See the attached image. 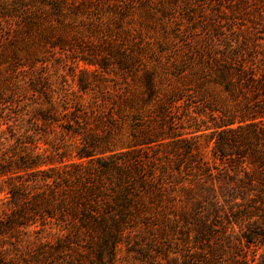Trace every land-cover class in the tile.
<instances>
[{
  "label": "trees",
  "instance_id": "trees-1",
  "mask_svg": "<svg viewBox=\"0 0 264 264\" xmlns=\"http://www.w3.org/2000/svg\"><path fill=\"white\" fill-rule=\"evenodd\" d=\"M122 254L264 264V0H0V264Z\"/></svg>",
  "mask_w": 264,
  "mask_h": 264
},
{
  "label": "rangeland",
  "instance_id": "rangeland-1",
  "mask_svg": "<svg viewBox=\"0 0 264 264\" xmlns=\"http://www.w3.org/2000/svg\"><path fill=\"white\" fill-rule=\"evenodd\" d=\"M202 143L204 144L203 146L205 148V151L208 152L210 149L211 143L206 142V141L205 142L202 141ZM119 264H139V263H137L136 261L130 260L129 258H126L125 254H122Z\"/></svg>",
  "mask_w": 264,
  "mask_h": 264
}]
</instances>
